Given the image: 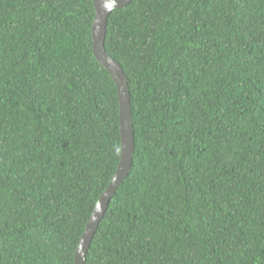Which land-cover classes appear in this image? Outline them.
I'll return each instance as SVG.
<instances>
[{"label":"trees","instance_id":"16d2710c","mask_svg":"<svg viewBox=\"0 0 264 264\" xmlns=\"http://www.w3.org/2000/svg\"><path fill=\"white\" fill-rule=\"evenodd\" d=\"M94 0H0V264H73L121 151ZM105 50L134 152L85 264H264V0H131Z\"/></svg>","mask_w":264,"mask_h":264},{"label":"water","instance_id":"95a60500","mask_svg":"<svg viewBox=\"0 0 264 264\" xmlns=\"http://www.w3.org/2000/svg\"><path fill=\"white\" fill-rule=\"evenodd\" d=\"M130 3L131 0L93 1L95 14L91 26V49L96 62L110 75L116 86L121 151L115 174L96 203L85 226L81 239L79 240L73 264H85L87 252L97 232L101 219L106 213L114 193L126 179L132 165L134 138L132 132L130 96L127 87V78L120 65L106 53L104 46L108 16L112 11L125 8Z\"/></svg>","mask_w":264,"mask_h":264},{"label":"clouds","instance_id":"9594fccd","mask_svg":"<svg viewBox=\"0 0 264 264\" xmlns=\"http://www.w3.org/2000/svg\"><path fill=\"white\" fill-rule=\"evenodd\" d=\"M107 53V52H106ZM113 59V58H112ZM114 60V59H113ZM115 61V60H114ZM117 62V61H116ZM122 69V68H121Z\"/></svg>","mask_w":264,"mask_h":264}]
</instances>
